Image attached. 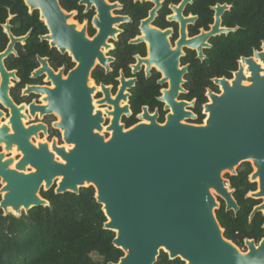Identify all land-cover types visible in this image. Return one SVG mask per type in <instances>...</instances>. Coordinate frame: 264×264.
<instances>
[{"label":"water","instance_id":"obj_1","mask_svg":"<svg viewBox=\"0 0 264 264\" xmlns=\"http://www.w3.org/2000/svg\"><path fill=\"white\" fill-rule=\"evenodd\" d=\"M22 1L29 13H40V20L52 33L53 43L63 42L60 49L73 43L71 51L79 67L71 76H84L85 83L93 59H102L98 48L104 46L103 33L116 32L108 29L107 21H127L111 18V7L102 2L93 19L94 26L105 27L102 35L89 42L81 31L67 39L63 29L72 24L57 0ZM145 1L155 3L156 7L149 19L141 23V31L150 37L138 41H147L149 65H154L169 81V90L160 99L166 104L165 109L171 110L164 125L156 122L157 114L149 116L145 111L140 118L146 123L125 130L119 124L121 111L116 107L113 112L95 110L90 93L83 108L67 110L53 101L46 109V113L58 116L59 123L54 128L62 131L65 147H57L55 141L50 149L40 143L34 147L27 138L37 127L22 128L27 133L22 137L13 128L9 134L3 125L0 145L6 154L15 146L21 158L14 163L12 158L5 159L0 154V210L4 216L19 218L32 208L48 207L40 193L52 186L55 195H78L81 189L92 188L95 203L106 220L103 229L114 234L112 245L122 253L117 263L109 264H155L161 253L169 261L179 260L183 264H264V238L257 243L244 240L245 251H241L224 238L216 219L219 201L226 213L238 215L239 207L225 177H235L245 163L253 170L249 182L257 184V191L247 197L261 202L248 220L257 214L264 216V42L260 52L240 59L231 81H213L221 94L207 93L209 104L203 106V125L185 124L184 121L194 120V115L185 110L192 104L175 101L178 92H182L181 77L186 72V68L177 69L182 56L180 48L197 50V59L202 61L201 49L208 47V38L235 31L220 29L221 17L230 6L213 7L210 31L191 40H185L184 27L194 18L181 17L188 0H183L178 8L171 7L175 16L169 20L179 23L181 36L176 49L171 51L168 41L163 39L169 31L160 33L147 26L163 0ZM88 2L93 4L94 0ZM4 27L8 29L7 24ZM7 34L10 44L0 55V102L4 106H8L3 99L8 90L7 78L13 77V73H5L1 60L11 52L14 42L23 41ZM66 82L72 87L73 80ZM103 114L111 117L105 129Z\"/></svg>","mask_w":264,"mask_h":264},{"label":"flooded vegetation","instance_id":"obj_2","mask_svg":"<svg viewBox=\"0 0 264 264\" xmlns=\"http://www.w3.org/2000/svg\"><path fill=\"white\" fill-rule=\"evenodd\" d=\"M194 1L188 0L181 12L182 19L194 18L193 22L185 24V40H191L199 36L201 32L208 33L213 24L214 12L212 7V23L206 28H196L199 15L191 10L195 8ZM102 2L111 7L109 11L111 18L126 19L127 21H119V24H117L118 22L107 21L110 23L108 29L116 32L103 33L104 46L98 48L102 59L99 57L93 59V67L86 83L84 76L75 78H73V75L71 76V73L79 67V62L71 51L73 43L62 49L60 47L63 42L54 44L52 33L45 22L40 20L38 11L29 13L24 5L29 20L8 13L5 22L0 25V55L5 53L10 44L7 32L13 39H23V41L14 42L11 52L1 60L5 73H13V77L7 78L8 90L6 95L3 96L8 106H4L0 102V128L5 125L9 134L13 133V128L17 134L25 137L27 133L22 131V128L27 130L30 127H37L34 134H30L27 138L34 147L40 143L46 144L50 149L53 141H55L57 147H65L62 140V131L54 128V125L59 123V118L54 113H46V109L49 103L53 101L62 104L67 110L83 108L88 93H90V102L95 110L113 112L115 107L118 108L121 111L119 124L125 130L146 123L145 119L140 118L145 115V111L149 116L157 114L156 122L159 125H164L166 116L170 114L171 110L165 109L166 104L161 102L160 99L163 97V92L169 90V81L164 80L163 74L154 65H149V45L147 41H138L145 36L147 39L150 37L141 31V23L149 19L150 12L156 7L155 3L145 0H94L91 4L88 0H76L74 5L67 8L72 3L63 5L57 0L60 10L69 17L68 23L72 24L63 29L65 37L67 39L75 37L81 31H84L85 39L89 42H92L97 36L100 37L105 27L94 26L93 19L97 17V9L101 7ZM182 2L183 0L176 2L163 0L159 2L160 7L154 12V17L147 25L148 28L160 33L169 31V35L164 36L163 39L168 41L171 51L176 49V43L181 38L179 23L169 20L170 17L175 16L171 7L178 8ZM222 17L220 29L226 28L222 25ZM6 24L8 29L4 27ZM127 33L133 34L126 40L125 35ZM218 36H223V34L212 36L205 41L208 47L201 49L202 61L197 59V50L186 46L180 48L182 56L178 60L177 69L186 68V72L181 77L183 84L180 85V88L182 92H178L175 101L192 104L191 108L185 110L194 115V120L184 121L185 124L203 125L206 118L202 114L203 106L209 104L207 93L210 92L217 96L221 94L219 87L213 81L222 79L231 81L233 74L238 71V62L240 59L245 58L238 59L236 68L233 71L231 70L228 75L209 79L210 86L204 89V102L200 106V116L202 118L199 123V117L194 112L196 100H185L182 99V96H188L189 94L187 76L190 74V70L194 66L195 68L201 67L210 61L213 48L212 40ZM2 42H4V45L1 48ZM260 47L254 49L252 55L254 51L260 52ZM252 55L247 58L252 57ZM70 80H73L72 87L66 82ZM1 81L0 75V84ZM30 88H38V90H30ZM99 102H103V104H97ZM41 107H44V109ZM103 119L104 124L102 127L105 129L109 125L111 117L103 114ZM104 136L107 140L109 133L104 134ZM15 149V146H13L12 151L6 154L4 146L1 144L0 154H4L5 159L12 158L16 163L21 158V153L16 152ZM10 169H13V167ZM27 172H31L30 169L27 168ZM227 177L229 176L225 178L227 179ZM248 177L247 181L249 182ZM250 184L255 185L256 190L254 192H256L257 184ZM54 188L55 186H52L48 191H53ZM257 216L261 215L257 214L255 217ZM253 219L250 222L248 220V224ZM238 248L245 251L244 246Z\"/></svg>","mask_w":264,"mask_h":264},{"label":"trees","instance_id":"obj_3","mask_svg":"<svg viewBox=\"0 0 264 264\" xmlns=\"http://www.w3.org/2000/svg\"><path fill=\"white\" fill-rule=\"evenodd\" d=\"M59 1L63 5L72 3L67 8L76 2ZM217 4L230 6L222 17V25L235 31L214 38L210 61L201 67H192L187 76L189 94L182 99L196 100L194 112L199 123L200 106L204 102V89L210 86L209 79L228 75L236 68L238 59L251 56L264 41V0H195V8L191 10L199 15L197 29L212 23L211 8ZM8 13L30 19L22 0H0V25ZM132 34L127 33L125 39ZM3 45L4 42L1 48ZM251 172V165L245 163L237 169L235 177H227L239 207L238 215L226 213L221 201L220 210L216 212L224 238L236 247H242L246 239L258 242L264 238V216H257L248 224L252 208L260 204L246 197L256 190L255 185L247 181ZM40 196L49 206L32 208L19 218L4 216L0 210V264H109L117 263L122 257L121 251L112 245L114 234L103 229L106 220L95 203L92 188L81 189L78 195H55L50 190L41 192ZM155 264L183 263L169 261L161 253Z\"/></svg>","mask_w":264,"mask_h":264}]
</instances>
